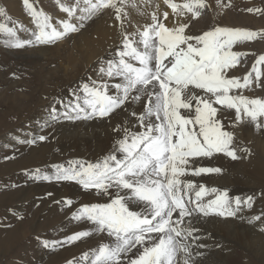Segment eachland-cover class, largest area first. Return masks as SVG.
<instances>
[{
    "label": "snow or ice",
    "instance_id": "1",
    "mask_svg": "<svg viewBox=\"0 0 264 264\" xmlns=\"http://www.w3.org/2000/svg\"><path fill=\"white\" fill-rule=\"evenodd\" d=\"M163 3L171 10V26L167 23L170 12H160L157 4L150 22L131 33L124 28L129 0H76L73 7L61 3V10L81 23L66 19L59 22V27L29 0H24L38 28L33 34L34 41L20 40L14 28L0 24V32L11 37L5 43L22 48L34 42L55 43L79 31L84 21L106 9L114 10L120 23L122 47L117 52L118 59L107 61V67L100 69L109 77L122 79V83L115 84L118 94L109 95L106 84L99 87L95 82L91 86L84 84L83 96L74 91L75 102L65 105L70 112L66 111L64 116L70 120L109 117L127 103L144 98V111L138 118L144 131L122 129L124 135L116 141L113 152L98 163L71 161L67 167L56 165L53 177H38L75 181L86 190L110 197V202L84 205L74 214V219H87L96 226V232H106L113 238V243L103 244L94 252L91 264H125V258L127 264H181V261L195 264L190 241H198L200 237L192 224L194 215L234 217L242 204L251 208L254 203L252 196L244 200L230 198L227 190L202 185L197 190L195 183L182 178L189 173L199 176L222 172L220 168L191 167L196 158L224 154L236 160L240 158L238 151H249L234 146L235 133L227 130L221 119L225 112L234 110L236 124L247 123L264 130V99L243 94L254 85L264 87L261 68L264 54L242 77L232 74L249 55L234 49L244 42L264 39V30L216 26L194 35L189 31L191 22L209 7L207 0H163ZM217 4L230 7L231 0L228 4L217 0ZM131 7H137L134 0ZM247 11L264 13L259 8ZM5 15V9L0 8V16ZM56 111L54 107L51 109L54 119ZM38 139L43 141L46 137ZM211 194L215 198L205 202L203 198ZM133 201L141 203L143 211L133 210L130 206ZM67 203L70 205L72 201ZM253 219L258 221L261 217ZM90 234L76 233L68 242ZM44 246L49 247V242H44ZM83 259H88V255Z\"/></svg>",
    "mask_w": 264,
    "mask_h": 264
},
{
    "label": "rangeland",
    "instance_id": "2",
    "mask_svg": "<svg viewBox=\"0 0 264 264\" xmlns=\"http://www.w3.org/2000/svg\"><path fill=\"white\" fill-rule=\"evenodd\" d=\"M61 1L58 3L57 0H29L37 11H42L51 17V22L57 27L60 21L66 19L79 25L80 21L75 17L69 18L68 14L61 10L60 4L63 3ZM132 2L133 0H129L126 9H133ZM228 2L229 0H223L224 4ZM0 8L6 11L5 16H0V24L14 28L20 40H35L33 34L38 32V28L24 0H0ZM249 8L264 9V0H231L230 7L217 6L216 0L217 12L214 11L213 14L207 8L202 10L201 29L204 32L220 26L253 31L264 30V13L248 12ZM108 11L109 9H106L91 20L84 21V27L79 31L50 44L34 42L25 44L22 48H16L6 44L5 41L10 40L11 37L0 32V264H69L70 261L72 264H91L94 252L101 246L94 242L93 234L91 239H79L80 242L85 241V246L83 245L82 249H75V242H68V238L81 231H69L68 228L66 229V223L68 221L72 223L69 217L74 216V213H77L82 206L107 203L110 202V197L100 195L95 190H86L75 181L45 180L38 177L43 175L53 177L56 165L67 167L71 161H80L85 164L102 161L113 152L116 141L124 135L123 131L117 130L120 129V123L133 118L131 111H144V103L138 101L128 106L126 104L109 117L100 118L102 121L98 124L95 120L97 118L70 120L64 116L66 111L70 112L65 105L75 102L74 91L83 96L81 89L84 84L91 86L95 82L97 87L106 84L108 94H118V90H113L111 87V81L115 79V76L109 77L100 71L101 68L107 67V61L118 59L117 52L122 47L120 23L116 19L112 21L115 15ZM142 13L143 15L140 14L138 19L136 17L133 21L129 15L125 17L128 21L125 29L128 32L136 31L130 28L134 22L138 26L140 24V28L147 23L149 14L144 11ZM76 15H80L79 10ZM106 19L110 23L109 27L100 30V33L102 30L108 32L106 40L102 39L105 47L103 51L95 53L92 48L95 38H98L94 33L95 27ZM110 31L115 32L111 41H109ZM234 50L249 53L242 66L234 72L238 73L236 76L242 77L251 70L259 55L264 54V39L258 38L255 41L244 42ZM261 68L264 70V66ZM239 72L242 74L240 75ZM114 91H116L115 94ZM249 93L252 94L250 96L252 98L264 99V87L254 85ZM53 107L57 109L54 114L57 117L55 119L51 114ZM124 111L126 114L121 117ZM72 115L75 114L72 113ZM71 123L87 125V133L81 134L83 138L77 142L81 148L75 146L70 139L74 134ZM243 128L245 127L241 128L243 131L239 133L240 137L244 135ZM252 128L258 138L264 136V131L257 130L254 125ZM64 130L69 131L66 133ZM61 133L64 136L67 135L70 140L63 141ZM40 136H45L46 139L41 141L38 139ZM33 140L35 143H30ZM99 140L100 144H104L105 141H112V143L108 144L110 147L106 149L99 145ZM67 141L72 145L69 143L70 147L65 148ZM246 148L249 151L244 154L245 160L251 159L249 156L253 151L264 157V149L257 151L254 147ZM216 155L220 154L214 156ZM241 161L242 159L239 160ZM211 174L215 176L217 173ZM252 181L257 182L258 196L261 193L264 196V181H261L260 185H258L260 181L258 177ZM210 199L211 196L203 198L204 201ZM69 200L72 201L70 205L67 203ZM245 206L246 204H243V208ZM54 207L59 212L56 220L45 219L44 215L51 214L49 212H52ZM232 207L235 208V205L233 204ZM255 207L256 215L260 216L262 221L253 219L254 223L249 224L251 228L243 231L244 248L242 252L238 251L242 255L236 256L241 258L238 264H264V200L262 199V203L260 201L255 203ZM243 208L240 206V209ZM241 214H236L234 219ZM209 216L211 219L215 217L217 220H226L216 214ZM83 220L87 221V226L84 224L85 227L94 228L90 233L96 232V226L91 221ZM229 220L233 221L230 218ZM233 227L235 228V225ZM233 227L229 232L233 231ZM13 229L17 233L15 242H13L14 237H9V232ZM246 232L250 237L253 234L257 245L254 243L255 239L249 240L251 238H248ZM243 236L246 238L244 239ZM46 241L49 242V247L44 246ZM192 242H194L193 247L195 243H202L200 240ZM53 243L54 247L51 246ZM85 254L88 255V259H83ZM203 258H205L203 259L205 264L207 258L205 256ZM228 258L226 254L221 256L224 262H227Z\"/></svg>",
    "mask_w": 264,
    "mask_h": 264
},
{
    "label": "bare ground",
    "instance_id": "3",
    "mask_svg": "<svg viewBox=\"0 0 264 264\" xmlns=\"http://www.w3.org/2000/svg\"><path fill=\"white\" fill-rule=\"evenodd\" d=\"M62 1H63L62 4H64L67 7H69V6L73 7L76 4V0H62ZM177 1H180V0H177ZM134 3L137 5L136 8L132 7L133 9H125L126 12L128 13V15L132 19V20L130 19L131 21H133V19L136 17L138 19V16L144 11V12H147L149 14L147 16V23H149L150 22V14L153 11H156V5L159 4L160 12H163V11H169L170 12L169 20L167 23H169V26H171V21L173 18L171 15V10L168 9L164 5L163 0H135ZM207 4L209 5V7H207V9H209V11L211 13L216 11V0H207ZM217 6H219V5L217 4ZM108 12L114 13V10L109 9ZM114 15H115V13H114ZM115 19L116 18H114V16H113L112 21H114ZM127 22L128 21L125 20V24H128ZM142 22H144V21L142 20ZM134 23L132 24V26H130L131 29H137L138 27H140V24L138 26L137 24H134ZM112 24H113V26L115 25L113 22H112ZM125 24H124V28H125ZM109 25H110V23L106 19L105 22L102 21V22H100V24L96 25V27H95L94 33L98 37V38H95L96 41L92 44V46H93L92 48L94 49L95 53H96V51H103V49L105 47V42L102 41V39L106 40V36H107L108 32L106 30L105 31L102 30L101 33L104 35L103 36L100 33V30H101V28L107 29L109 27ZM263 25H264V21H263ZM87 28H89V27L87 26ZM201 28H202V24L200 23V18H199L198 20H193L191 22V26L189 28V31L194 35H199V34L203 33V30ZM114 33L115 32H113V33L111 31L109 32V35H110L109 41H111V39L113 38ZM120 45H122V44H120ZM110 52H111V50H110ZM102 53H104V52H102ZM114 53H116V52H114ZM72 61H73V59L71 60V62ZM72 69H73V67H72ZM232 74L236 75L238 73H232ZM239 74H240V72H239ZM113 78H114V76H113ZM121 82H122V79L119 80V77H117V78L115 77V79L113 81H111L112 89L115 90L116 89L115 84L121 83ZM249 91L250 90H244L243 94L250 97L252 94L249 93ZM115 93H116V91H114V94ZM140 101L145 104L144 98H142ZM133 103L134 102H129V103H127V106L131 105ZM131 113L132 114L136 113V115L135 116L133 115V118L130 120H127L126 122H121L119 125L120 130L122 131V129L127 128L130 132H143L144 128L141 127L139 119H138L139 116L143 112L131 111ZM125 114H126V111H124V113L120 116L124 117ZM99 119L100 118L95 119L97 124L100 121H102V119H100V120ZM221 119H223V121L227 127V130L233 131L235 133V144H234L235 147H237L238 149H242V148H246L247 146H250V147H254L257 151H261V149L262 150L264 149V136L262 135L261 138H258L253 133L254 129L252 128L253 125H251V124H247V123L236 124L234 122V110H229V111L225 112L221 116ZM81 122L83 123V121H81ZM84 124H87V123H84ZM72 125H73L72 128H74V130H73L74 134L70 139H72V142L75 146L81 148V145L78 144L77 142H79V140H82L83 136H81V134L87 133V129H88L86 127L87 125H80V124H75V123H73ZM243 126L245 127V128H243L244 129V132H243L244 135L240 137L239 133L241 131H243L241 129ZM64 131L66 133H68L69 130H64ZM262 131H264V130H262ZM61 136L63 137V141L64 140H70L67 138V135L64 136L61 133ZM107 140H108V138H107ZM98 142H99L100 146H104L105 148L110 147V145H108V144L112 143V141H105L104 144H102V143L100 144V140ZM69 143H71V142L67 141L65 148L70 147ZM71 145H72V143H71ZM105 148H104V150H105ZM247 153L248 152L238 151L237 155L240 158L236 159V160H233L230 157L225 156L224 154H220L218 156L216 155V156H213L211 158H203V157L196 158L195 162L190 165L191 167H195V168H199V167L220 168V169H222V172L217 173V174L215 173L216 174L215 176H214V174L212 175L211 173H202L199 176H195V175H192L191 173H189L188 175H186L185 177L182 178V179L192 181L193 183H195L197 185V190L199 189V186L202 185L208 189L216 188L220 191L227 190L230 198L240 197L242 200H244L248 196L254 197V203H253V206L251 208H248L247 206H245L243 208V204L241 205L243 209H240V211L237 212V214L238 213L241 214L242 212H243V214H241L237 219H234V218H236L235 216L234 217L222 216V218L226 219V220L222 221V220H217L215 217L213 219H211L210 216L205 217L203 215L194 216L192 218L193 226L199 230L195 234L200 237L199 240H200V242H202L201 244L206 245V247H204V249L196 247L199 243H195V247H193L194 242L190 241L192 248H193V260L195 261V264H204V262H203V259H205V258H203L204 256L207 258L205 264H238L240 259H241L239 257H238L239 259L236 258V256L242 255L241 252H242V249L244 248V243H242V234L244 233L243 231L251 228V226L249 224L254 223L253 217H255V215L257 214V208L255 207V203H257L258 201H260V203H262V199L264 200V196L262 193L260 196H258V187L256 186L257 182L253 183V181H252V180H256L257 177L260 180V181H258V185H260L261 181H264V157L261 156L260 154H256L257 152L253 151L249 156L251 159L247 161L244 159V154H247ZM118 155L122 157L123 154H118ZM241 159H242V161L239 162V160H241ZM26 164H27V162H26ZM225 172H227V173L225 174ZM121 194H123V193H121ZM249 194H252V195H249ZM192 195L194 198V191L192 192ZM206 196H211V199L215 198V194L206 195ZM130 206L133 208V210L143 211V205L141 203L136 202V201H133ZM251 209H252V211H251ZM49 213H51V214H45L44 215L45 219L48 218L47 220H51V218L56 220L57 216L59 215V212H57V209L55 207L53 208L52 212H49ZM74 214H76V213H74ZM59 218H61V216ZM229 218L232 219L233 221L229 220ZM69 219L72 222V223H70L68 221L66 223V225H67L66 229L68 228L69 231L75 232V231L80 230L81 232H89L90 233L91 229L93 228V227H91V228L85 227V225L87 226L86 220H83V219L77 220V219H74V216H72V217L70 216ZM261 221H262V219H261ZM44 225H45V223H44ZM233 225H235V228L233 227ZM232 227H233V231L229 232L232 229ZM93 234H94V242L96 244H98V246L106 244V243L107 244L113 243V238L107 237L108 235L106 236V232L105 233L91 232V234L89 236L82 237L81 239H85V240L91 239ZM248 234L249 233H247V235ZM67 235H68V233H67ZM70 235L71 234H69V236ZM16 236H17V233L14 232V229L9 232V237H14L13 242L16 241L15 240ZM245 238L246 237H244V239ZM248 238H251L249 240L255 239L254 243L256 244L257 241H256V238L253 236V234L251 235V237L248 235ZM260 238H261V236H260ZM84 242L82 240H81V242H80V240L75 241V249H82ZM221 244H223V245H221ZM67 248H68V246H67ZM240 250H241V252L238 253V251H240ZM133 251L135 254H137V255L139 254L138 252H136V250H133ZM197 253H201V254H203V256H201V254L198 255ZM225 254L228 255V257H229L227 262L226 261L224 262L221 259V256L225 255ZM125 264H127V258H125ZM181 264H182V261H181Z\"/></svg>",
    "mask_w": 264,
    "mask_h": 264
}]
</instances>
